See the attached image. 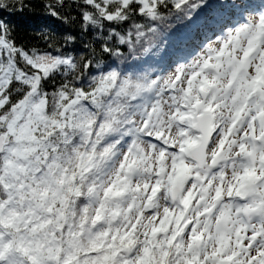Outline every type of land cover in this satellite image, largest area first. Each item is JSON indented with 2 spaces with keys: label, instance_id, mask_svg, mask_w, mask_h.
Segmentation results:
<instances>
[{
  "label": "snow or ice",
  "instance_id": "snow-or-ice-1",
  "mask_svg": "<svg viewBox=\"0 0 264 264\" xmlns=\"http://www.w3.org/2000/svg\"><path fill=\"white\" fill-rule=\"evenodd\" d=\"M0 264H264V0H0Z\"/></svg>",
  "mask_w": 264,
  "mask_h": 264
}]
</instances>
